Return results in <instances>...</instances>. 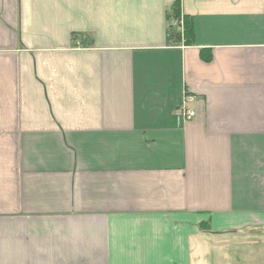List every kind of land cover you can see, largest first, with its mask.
<instances>
[{
	"label": "crops",
	"instance_id": "1",
	"mask_svg": "<svg viewBox=\"0 0 264 264\" xmlns=\"http://www.w3.org/2000/svg\"><path fill=\"white\" fill-rule=\"evenodd\" d=\"M0 264H264V0H0Z\"/></svg>",
	"mask_w": 264,
	"mask_h": 264
},
{
	"label": "trees",
	"instance_id": "2",
	"mask_svg": "<svg viewBox=\"0 0 264 264\" xmlns=\"http://www.w3.org/2000/svg\"><path fill=\"white\" fill-rule=\"evenodd\" d=\"M174 15H175V18L180 17V4H179V2L176 3L175 9H174ZM184 24H185L184 30H185L186 43L188 45H190L194 42V38H195V31H194L193 22L191 19L186 17L184 19ZM205 60L208 61V57H205Z\"/></svg>",
	"mask_w": 264,
	"mask_h": 264
},
{
	"label": "built area",
	"instance_id": "3",
	"mask_svg": "<svg viewBox=\"0 0 264 264\" xmlns=\"http://www.w3.org/2000/svg\"><path fill=\"white\" fill-rule=\"evenodd\" d=\"M175 21V20H174ZM183 23L182 19L179 21V20H176L174 22V25H181L180 24ZM194 99L188 95H185V100H184V104H183V107L181 108V116L185 119V120H191L193 119L195 116H196V111L192 108H188L187 104L190 103L191 101H193Z\"/></svg>",
	"mask_w": 264,
	"mask_h": 264
}]
</instances>
